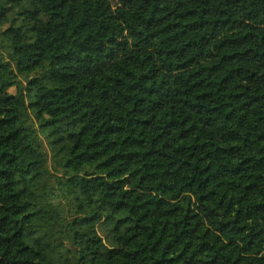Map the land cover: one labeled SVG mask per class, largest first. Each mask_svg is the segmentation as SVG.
<instances>
[{"label":"trees","instance_id":"trees-1","mask_svg":"<svg viewBox=\"0 0 264 264\" xmlns=\"http://www.w3.org/2000/svg\"><path fill=\"white\" fill-rule=\"evenodd\" d=\"M0 264H264V0H0Z\"/></svg>","mask_w":264,"mask_h":264},{"label":"rangeland","instance_id":"rangeland-1","mask_svg":"<svg viewBox=\"0 0 264 264\" xmlns=\"http://www.w3.org/2000/svg\"><path fill=\"white\" fill-rule=\"evenodd\" d=\"M115 4H116V2L114 1L113 5H115ZM107 16L112 20H114V19H125V20L135 22L133 17H132L130 8L128 6H115L108 11ZM10 91L13 92L14 90L12 89Z\"/></svg>","mask_w":264,"mask_h":264}]
</instances>
